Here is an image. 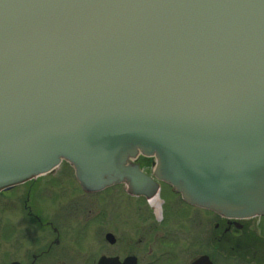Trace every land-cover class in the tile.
Instances as JSON below:
<instances>
[{"label":"water","instance_id":"95a60500","mask_svg":"<svg viewBox=\"0 0 264 264\" xmlns=\"http://www.w3.org/2000/svg\"><path fill=\"white\" fill-rule=\"evenodd\" d=\"M137 154L187 203L264 212V0H0V192L66 160L153 199Z\"/></svg>","mask_w":264,"mask_h":264},{"label":"flooded vegetation","instance_id":"af4514ba","mask_svg":"<svg viewBox=\"0 0 264 264\" xmlns=\"http://www.w3.org/2000/svg\"><path fill=\"white\" fill-rule=\"evenodd\" d=\"M129 162L155 181L152 201L125 182L85 190L66 160L0 192V264H264V212L231 217L187 203L153 176L152 156ZM62 183L85 199L60 205Z\"/></svg>","mask_w":264,"mask_h":264},{"label":"rangeland","instance_id":"374dc122","mask_svg":"<svg viewBox=\"0 0 264 264\" xmlns=\"http://www.w3.org/2000/svg\"><path fill=\"white\" fill-rule=\"evenodd\" d=\"M58 187V186H57ZM57 191H59V193H60V196H57L56 198H60V201H61V203H60V205H63V204H67V203H70L72 200H75V199H81L82 201L85 199V196L84 195H82L81 196V198H79L77 195L76 196H72V193L73 192H71V193H68L69 191H71V190H67V186H65V184H61L60 185V187L59 188H57L56 189ZM50 191H51V189H50ZM43 201H45V202H47L48 203V201H47V199L46 200H43ZM124 202H129V199H127L126 197H125V199H124ZM50 204H51V202H49ZM52 204H53V202H52ZM51 204V205H52ZM54 205H58V203H54ZM0 208H1V206H0ZM46 207H44V209H45ZM1 210V214H3L4 213V210H2V209H0ZM44 211H47V209H45ZM125 213H126V211H125ZM77 244V243H76ZM79 246H80V250H84L85 251V247H83V246H85L83 243H82V247H81V245H80V242H79V244H78ZM2 260H3V258H2Z\"/></svg>","mask_w":264,"mask_h":264},{"label":"bare ground","instance_id":"6f19581e","mask_svg":"<svg viewBox=\"0 0 264 264\" xmlns=\"http://www.w3.org/2000/svg\"><path fill=\"white\" fill-rule=\"evenodd\" d=\"M153 199H151L150 201H152Z\"/></svg>","mask_w":264,"mask_h":264}]
</instances>
